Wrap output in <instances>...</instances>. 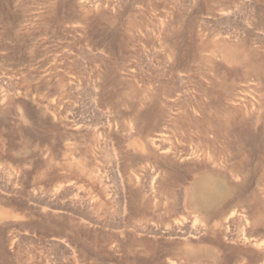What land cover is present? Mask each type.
Segmentation results:
<instances>
[{"label": "rangeland", "instance_id": "1", "mask_svg": "<svg viewBox=\"0 0 264 264\" xmlns=\"http://www.w3.org/2000/svg\"><path fill=\"white\" fill-rule=\"evenodd\" d=\"M0 264H264V0H0Z\"/></svg>", "mask_w": 264, "mask_h": 264}, {"label": "bare ground", "instance_id": "2", "mask_svg": "<svg viewBox=\"0 0 264 264\" xmlns=\"http://www.w3.org/2000/svg\"><path fill=\"white\" fill-rule=\"evenodd\" d=\"M184 117H185L189 122H190V121H193V118H194V117L191 118V116L188 115V114H186ZM220 125H221V124H220ZM157 140H159L158 142H160V139H157ZM157 140H156V141H157ZM162 141H163V140H162ZM161 143H162V142H161ZM152 144H154L153 147L155 146V148H157V149H159V150H161V149L163 150V148H165V147L162 148V146H161L159 143L155 142V141H153ZM162 144H163V143H162ZM155 148H154V149H155ZM221 149H222V148H221ZM221 149H219V150H221ZM197 151H198V150H197ZM205 151H206V156H208V157H209V160H211V153H210L208 150H206V149H205ZM192 153H193V151H192ZM220 153H221V151H219V154H220ZM175 220H176V219H175Z\"/></svg>", "mask_w": 264, "mask_h": 264}]
</instances>
